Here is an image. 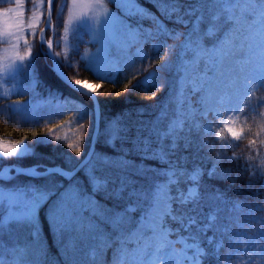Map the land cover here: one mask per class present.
Masks as SVG:
<instances>
[{
	"label": "snow or ice",
	"instance_id": "1",
	"mask_svg": "<svg viewBox=\"0 0 264 264\" xmlns=\"http://www.w3.org/2000/svg\"><path fill=\"white\" fill-rule=\"evenodd\" d=\"M76 2L71 0L72 4ZM112 2L121 9L122 16L109 12L104 24L115 27L127 48H132L141 37H184L179 45L183 49L178 64L180 78L170 106L161 107L156 121L138 119L130 122V111L112 118L103 133V142L112 152L90 150L81 160L83 149L77 147L75 156L80 162L74 167L45 168L41 171L37 165L21 168L15 164H0L2 180L13 179L12 173L33 179L48 175L63 177L55 186L30 182L11 189H0V201H6L8 205L7 216L0 219V229L9 222L26 225L35 251L41 254L40 214L43 212L44 222L57 239L63 240L66 234L93 237L97 243L90 258L95 264H103L100 254L113 247L112 264H155L156 261L162 264H203L208 255L214 253L219 257L221 244L215 234L228 230L233 219L230 213L240 205L233 204L219 191L202 193L200 189L205 175L219 180L228 177L218 174L215 164L205 170L193 163L189 169L186 166L189 156L195 161L196 155L189 153L177 157V152L181 148L187 152L194 146L190 133L199 128L198 114L205 113L193 107L191 96L204 88L210 79L209 73L219 68L237 47L247 44L254 48L264 44V0H150L159 16L144 8L139 0ZM54 3L55 0H47L45 15L40 11L43 0H39L36 9L27 16V21L25 0H14V6L0 9V39L7 38L17 43L23 40L27 45L28 39L24 35L27 32L33 37L39 35L43 42L46 28L52 24ZM161 17L192 27L184 32H174L166 27ZM206 17L208 27L201 31L199 25ZM79 18L70 17L65 22V31L73 19ZM132 19L136 20L135 25L129 22ZM146 19L152 21L154 29L143 27L142 22ZM213 38L215 43L209 46ZM47 45L52 48L51 37ZM31 52L28 49L25 55L18 56V60L24 62ZM55 55L58 57L59 52ZM130 59L133 57H125L124 63ZM122 68L123 64L107 62L106 73L115 74ZM152 75L156 76L155 73ZM133 80L124 84L123 88L129 90ZM70 81L92 96H97L101 90L100 84H89L87 80ZM120 95L121 92H115V96ZM156 95L153 92L147 98L154 99ZM260 105H264V99L257 101V106ZM136 115L142 116V110L137 109ZM80 127L83 129L85 125L80 124ZM225 128L233 140H239L244 134L243 127L236 130L226 125ZM262 133L264 129L255 135L259 137ZM55 139L59 140V137ZM23 143L0 141V160L6 162L16 157ZM253 145L264 146V139L250 138L248 147ZM195 148L196 152L204 150V142L195 144ZM229 159L239 160L235 153ZM148 160L158 161L164 167L153 168L145 163ZM251 160L249 156L241 165L247 174V185L251 188L254 183L260 182L264 186V169L251 163ZM237 179H240L239 175L232 177V182ZM206 208L209 209L207 213ZM198 217L203 219L202 223H198ZM168 220L180 227L172 229L167 225ZM194 227L196 231L192 232ZM181 229L187 234L179 235ZM209 231L214 234L206 235ZM174 232L178 234V239H169ZM202 241L206 242L207 249L202 246ZM176 243L182 245L179 251L174 247ZM132 245L135 248L130 247ZM11 251L16 253L21 250ZM261 252L264 253V248ZM130 253L134 255L130 257ZM146 256L152 259L146 261Z\"/></svg>",
	"mask_w": 264,
	"mask_h": 264
},
{
	"label": "trees",
	"instance_id": "2",
	"mask_svg": "<svg viewBox=\"0 0 264 264\" xmlns=\"http://www.w3.org/2000/svg\"><path fill=\"white\" fill-rule=\"evenodd\" d=\"M144 8L159 16L156 8L150 0H139ZM27 6L31 0H27ZM66 3V2H65ZM64 3V4H65ZM62 0H55L52 10V21L54 25V53L59 52L56 58L64 74L70 79L87 80L89 83L101 85V90L96 96L99 108V131L95 143L94 151L111 153L112 149L104 144V131L109 120L124 113L132 112L129 117L130 122L143 119L145 122L156 121L160 116L161 107H169L173 90L175 89L178 77V64L183 49L179 46L184 37L173 38L172 36H156L149 38H139L132 48H127L122 54L109 55L119 57L117 64H123L120 72L115 74L96 73L87 64L84 53L94 48V44L87 40V34L70 37L68 44H63L61 35L64 28V17L66 6L60 10ZM7 2H0V8L6 7ZM107 6L118 16H122L121 9H118L111 1ZM30 14L29 9L26 12ZM163 20V17H161ZM133 25L136 20L129 21ZM166 27L174 32H184L191 28V25H180L173 20H163ZM145 29L155 28L151 20H144ZM208 26V19L199 25L201 31ZM46 38L51 36L50 30L45 32ZM26 38L32 43L31 55L29 59L31 74L23 78V90L9 96L0 94V139L11 142H24L30 149L26 154L18 155L8 161L0 160V164H18L21 166H44L60 165L67 168L75 166L80 161L75 156V149H83L81 160L85 157L89 148L94 126L93 102L92 99L69 87L51 69V61L43 44L39 43L36 37L26 34ZM211 39L209 44L214 42ZM5 43L0 41V47ZM136 49V52H134ZM125 57H133L128 63H124ZM143 57V58H142ZM26 71V70H24ZM152 73H155L154 77ZM25 74V72H24ZM133 77H136L133 80ZM103 79V80H100ZM133 80L129 90L123 85ZM121 92L120 96H115V92ZM157 95L154 99H148L152 93ZM264 99V78L254 90L249 107L245 108L241 114V127L244 134L239 140L230 141L224 130L219 127L218 135L205 133L201 126L194 129L190 135L194 141L193 148L187 152L181 148L177 152V157L194 153L197 157L195 161L189 156L191 168L193 163L199 164L205 170L211 169L215 164L217 173L228 177L226 180L209 179L207 175L203 177L200 191H219L233 204L239 203L230 213L232 221L228 230L224 233H216V239L221 244L219 257L216 254L208 255L204 258L203 264H220L223 260H229L234 264H241L240 259L246 258L252 244L264 245V186L260 182L254 183L250 188L247 185V174L243 172L241 165L245 163L247 157H252L251 163L264 169V146L253 145L248 147V140L264 139V133L257 137L256 132L264 129V105L257 106V101ZM141 109L143 115L138 117L136 110ZM80 124H84L82 129ZM55 125V127H54ZM49 129H52L49 132ZM101 133V135H99ZM55 137H59L56 140ZM204 142V150L196 152L195 144ZM71 145V147H68ZM233 153L239 158L238 161L230 160ZM136 159V157H133ZM145 163L153 168L164 167L158 161L148 160ZM239 175L235 183L232 177ZM163 179V178H161ZM63 177L58 175H48L33 179L28 176H15L9 181H0L3 185L23 186L30 182L55 186ZM184 187V185H181ZM105 203L111 205V201ZM209 211L205 209V213ZM251 212V215L249 214ZM255 217V219H253ZM42 224L41 246L43 253L38 254L33 245L32 237L29 235V228L24 224L9 222L5 228L0 229V241L6 246H24V256L29 264H79L81 256H74V245L64 243L53 236L46 222H44L43 212L40 214ZM203 219L198 217V223ZM167 224L176 228L177 224L168 220ZM196 228L192 229L195 232ZM184 232V230H183ZM212 231L206 235H213ZM75 239V238H74ZM74 239L72 241H74ZM71 241V242H72ZM97 243V242H96ZM72 245L69 247V245ZM75 246V247H74ZM202 246L207 249L206 242L202 241ZM112 250L106 249L100 254L103 264H112ZM247 253V254H246ZM249 254V256H260L252 264H260L264 261V255ZM248 256V257H249ZM253 259V258H252ZM252 259L248 263L252 262ZM264 264V263H263Z\"/></svg>",
	"mask_w": 264,
	"mask_h": 264
},
{
	"label": "rangeland",
	"instance_id": "3",
	"mask_svg": "<svg viewBox=\"0 0 264 264\" xmlns=\"http://www.w3.org/2000/svg\"><path fill=\"white\" fill-rule=\"evenodd\" d=\"M108 1L112 2V0H77L75 4H72L71 0H62V4L59 7L61 10L66 6L63 11V13L65 12V17L64 28L61 35L62 43L68 44L70 37H76L86 33L88 36L87 40L94 44V48L87 50L83 55L87 64L96 73L105 72L107 70V62L117 64L116 62L119 60V57H115V55L111 57L109 52L112 51L114 54H122L127 49L123 38L116 33L115 27L111 25L105 26L104 24L109 12L117 15L107 6ZM0 2L8 3V5L3 8L14 6V0H0ZM26 2L27 0H25L26 12L27 9H29L31 14V12L36 9L39 0H31L29 6H27ZM216 2H222V0H216ZM40 11L46 13V0H43V7ZM26 14L27 13H25L27 21ZM76 16L80 18L73 19L72 23L68 25L67 31H65V22L68 21L70 17ZM109 33L112 34L110 35ZM26 34L27 32L24 33L25 36ZM0 41L5 43L0 47V94L9 96L22 91L24 88L23 78L25 79L26 75L30 76L31 74L29 63L30 55L24 62L19 61L18 56L25 55L28 49H31L32 43L28 40V44L25 45L23 40L17 43L7 38H2ZM54 43L55 38H53V50ZM212 43H215V41ZM212 43H210L209 46H211ZM121 49L124 50L122 51ZM134 52H136V49H134ZM209 76L210 79L206 82L204 88L191 96L193 107L197 108L200 113H205L204 115L198 114L197 116L199 126H201L205 133H213L216 136H219L217 134L218 128L221 127L230 141H236L233 140L226 131L225 126L227 125L236 130L241 128V114L245 108L249 107L248 102L254 90L264 78V44H258L254 48H250L247 44L237 47L233 54L227 58L219 68L209 73ZM179 78L180 73L178 71L175 89L178 85ZM0 141L4 140L0 139ZM29 151V147L23 143L18 149V155L26 154ZM13 187H16V185H3L0 183V189H11ZM7 214V202L0 201V219L6 217ZM179 227L180 226L177 224V227L174 229H178ZM185 234L187 233L183 232L181 229L179 235ZM73 239L74 241H72ZM169 239H178V234L174 232ZM60 241L62 244L69 242L74 245L78 243L77 247L74 246L73 255L75 256L77 254L81 256L78 260L79 264H95V261L90 258V253L96 246V240L93 237L87 234L80 236L66 234L63 240ZM71 246L70 244L69 247ZM130 247L135 248V245ZM174 247L179 251L182 245L176 243ZM262 248H264L263 244H252L248 255H246L247 257L240 259L241 264H252L260 256H249V254H261ZM12 249H19L21 251L13 253L11 251ZM24 249V246H6L0 241V264H29V262L23 258ZM114 252L115 247H113L112 256ZM262 254L264 255V253ZM129 255L131 257L134 253H130ZM144 259L150 261L152 258L151 256H146ZM251 259L252 262L248 263ZM263 263L264 261L260 264ZM155 264H162V262L156 261ZM220 264L234 263L229 260H223Z\"/></svg>",
	"mask_w": 264,
	"mask_h": 264
},
{
	"label": "water",
	"instance_id": "4",
	"mask_svg": "<svg viewBox=\"0 0 264 264\" xmlns=\"http://www.w3.org/2000/svg\"><path fill=\"white\" fill-rule=\"evenodd\" d=\"M47 14V0H46V13L45 15ZM51 20H52V17H51ZM46 30H50L51 32V38H52V42H53V38H54V25H53V21H52V24L51 26L47 27ZM46 32V31H45ZM38 40H39V43L40 44H43L46 48V52L50 58V61H51V69L53 70V72L56 74V76H58L60 79H62L69 87L75 89V90H78L80 91L81 93L89 96L91 99H92V102H93V114H94V126H93V131H92V137H91V140H90V144H89V148L87 150V153L85 155V157L88 155L89 151L92 150L94 151L95 149V143H96V139H97V135H98V131H99V119H100V108H99V103H98V100L96 98V96H92L86 92H83L81 89L77 88L75 85H73L70 81V79L66 76V74H64V72L62 71L61 67H60V64L55 56V53H54V50H53V45H52V48L49 49L48 48V45H47V38H46V34H44V41H40L39 39V35H38ZM21 168H30L32 166H21V165H18V164H15ZM6 166V165H5ZM56 167H61L63 168L62 166L60 165H53V166H44L43 169H40L41 171H43L45 168H56ZM13 177H15V173H12L11 174ZM0 181H9V180H2L0 179Z\"/></svg>",
	"mask_w": 264,
	"mask_h": 264
},
{
	"label": "bare ground",
	"instance_id": "5",
	"mask_svg": "<svg viewBox=\"0 0 264 264\" xmlns=\"http://www.w3.org/2000/svg\"><path fill=\"white\" fill-rule=\"evenodd\" d=\"M89 84H92V83H89Z\"/></svg>",
	"mask_w": 264,
	"mask_h": 264
}]
</instances>
